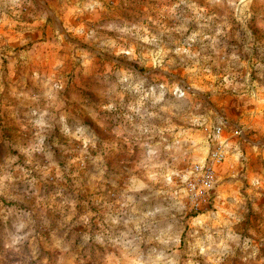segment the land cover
<instances>
[{"label":"rangeland","instance_id":"1","mask_svg":"<svg viewBox=\"0 0 264 264\" xmlns=\"http://www.w3.org/2000/svg\"><path fill=\"white\" fill-rule=\"evenodd\" d=\"M0 264H264V0H0Z\"/></svg>","mask_w":264,"mask_h":264},{"label":"built area","instance_id":"2","mask_svg":"<svg viewBox=\"0 0 264 264\" xmlns=\"http://www.w3.org/2000/svg\"><path fill=\"white\" fill-rule=\"evenodd\" d=\"M235 129L236 134L245 142L253 143L249 138L247 128L237 126L228 122L222 123ZM217 134H222V128H218ZM227 150L225 142H217L212 153L205 160L193 165L191 177L188 184V199L197 210L208 207L215 196L217 183L216 166L223 164L227 160Z\"/></svg>","mask_w":264,"mask_h":264}]
</instances>
